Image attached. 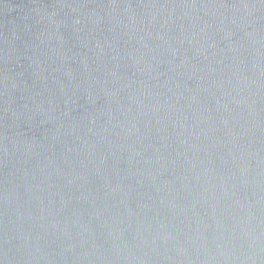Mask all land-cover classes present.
<instances>
[{"label": "water", "instance_id": "water-1", "mask_svg": "<svg viewBox=\"0 0 264 264\" xmlns=\"http://www.w3.org/2000/svg\"><path fill=\"white\" fill-rule=\"evenodd\" d=\"M0 264H264V0H0Z\"/></svg>", "mask_w": 264, "mask_h": 264}]
</instances>
